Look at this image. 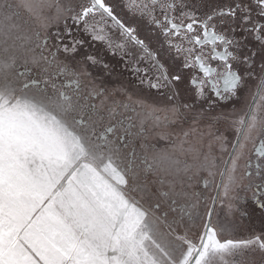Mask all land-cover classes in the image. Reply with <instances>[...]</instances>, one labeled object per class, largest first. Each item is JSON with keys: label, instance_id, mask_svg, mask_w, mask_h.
<instances>
[{"label": "rangeland", "instance_id": "obj_1", "mask_svg": "<svg viewBox=\"0 0 264 264\" xmlns=\"http://www.w3.org/2000/svg\"><path fill=\"white\" fill-rule=\"evenodd\" d=\"M81 4V0H0L4 10L0 75L7 78L6 84L0 81V264H187L194 248L179 254L181 261L177 262L164 241L162 223L155 226L142 206L147 199H135L142 196L139 186L135 188V152L104 151L93 141L98 132L95 126L84 130L76 122L72 126L59 118L65 111L58 102L67 97L57 91L62 86H52L55 79L50 70L58 55L66 60L69 55L75 60L83 56L64 51L57 42V34L71 26L68 18ZM7 38L15 40L7 43ZM85 48L90 55L99 53L97 59L114 69L120 64L119 57L110 56L103 44ZM20 53L24 56L18 58ZM9 66L13 68L7 70ZM18 71L27 74L24 85ZM123 74L116 69L107 73L110 88L96 93L95 104L100 110L124 112L120 118L128 124L122 133L135 135L132 119L135 127L143 129L141 136H134L135 142L140 140V151L151 152V113L145 114L137 103L140 96L147 98L150 93L146 86L141 91L138 81L130 83L133 77L128 72ZM155 99L152 95L149 103ZM76 118L83 121L86 116ZM85 137L91 142L85 144ZM169 154V158L183 157L182 153ZM176 167L168 166L173 186L180 185V168ZM148 178L152 185L159 184L153 174ZM158 187L164 188L163 183ZM239 238L238 234L232 237ZM221 240L207 237L193 264H237L241 249L221 244ZM245 259L252 263L247 254Z\"/></svg>", "mask_w": 264, "mask_h": 264}, {"label": "snow or ice", "instance_id": "obj_2", "mask_svg": "<svg viewBox=\"0 0 264 264\" xmlns=\"http://www.w3.org/2000/svg\"><path fill=\"white\" fill-rule=\"evenodd\" d=\"M68 19L72 26L57 34L64 51L113 72L85 48L103 44L133 77L130 83L146 86L150 95L137 101L145 114L158 127L179 129L177 153L189 159L168 162L194 166L202 192L216 194L208 196L204 237L219 240L235 223L248 222L246 235L220 243L241 249L237 264H249L246 254L260 253L264 261V0H86ZM185 125H203L207 146L200 137L190 144ZM218 201L225 210L220 224L213 222Z\"/></svg>", "mask_w": 264, "mask_h": 264}, {"label": "flooded vegetation", "instance_id": "obj_3", "mask_svg": "<svg viewBox=\"0 0 264 264\" xmlns=\"http://www.w3.org/2000/svg\"><path fill=\"white\" fill-rule=\"evenodd\" d=\"M83 3H86V0H81ZM92 19H95L94 17ZM72 26V25H71ZM69 26V27H71ZM79 34L75 28H73V37ZM42 54V53H41ZM82 54V53H81ZM77 55V54H76ZM53 63V67L50 71H53V80L52 86H62L63 88L57 90L58 92L64 91L62 98L66 95L67 99L58 102V105L62 106L65 112H62V115L59 114V118L64 120L68 125L74 126V123L81 125V128L84 130H89L90 126H95L98 130L97 136L93 138L95 144L99 147L102 146L104 151H117L118 152H141L140 144L137 140L135 142L134 136L137 138L140 134V131L143 130L140 126H133L132 129H135V135L132 137H126L122 132H126L124 129L125 125L128 124L126 121H123L120 116L125 117L124 112L118 113L116 111H111V108H101L100 110L97 107V101L94 100L96 97V93H103L108 91L109 83L106 81V76L109 71H103L101 68H95L85 59L83 56L79 59H74L71 55L67 56V60L65 58L60 57ZM83 60V62H82ZM67 61V62H66ZM99 65V64H97ZM91 66V67H90ZM115 69L118 73L123 74L122 69L123 65L115 64ZM119 68V69H118ZM29 69V68H28ZM32 70V69H31ZM18 77L22 81V85H24V76L27 75L25 72H17ZM123 74L122 78L124 77ZM45 85V84H44ZM54 90V89H53ZM52 90V91H53ZM255 88H253V92ZM56 92V91H54ZM67 94H66V93ZM58 94V93H57ZM56 94V95H57ZM55 95V96H56ZM54 96V97H55ZM59 96V95H58ZM57 96V98H58ZM248 103H252L251 97L247 96ZM61 98V97H60ZM96 103V104H95ZM56 108V107H55ZM57 109V108H56ZM67 109H69L67 111ZM93 110V111H92ZM107 110V114L106 111ZM88 114L86 115V112ZM78 115L82 118L86 116V119L83 121H79L76 117ZM108 115V117H105ZM119 116V118L115 119V117ZM93 116V117H92ZM101 118V119H100ZM133 118V117H132ZM91 119H94L92 121ZM134 120V119H133ZM71 123H70V122ZM84 122V124H83ZM73 123V124H72ZM148 124L150 125V134L154 139L153 144H149V151L154 153V156L157 152H167L165 155L166 162V175H165V243L169 247L171 253H173V258H178L177 262L181 261L179 259V254L182 252L191 251L193 248V253L190 261L194 257L196 251L201 245L204 235L202 233V225L205 223V212L206 206L208 205V196L211 194L215 197V192L209 189L208 192H202L201 187L199 186V176L201 173H198L193 166L191 170L186 169L181 163L180 166H175L177 169L180 168L178 178L180 180V185L173 186L172 177L168 174V166L174 169V166L168 162L169 152H177L176 149V135L173 133H178L179 129H175L172 127L161 128L156 125V122L152 120L151 116L149 117ZM149 130V131H150ZM184 130L190 133L187 140L190 144L195 145L197 142V138H201V147L207 146L206 136L207 133L204 130V126L200 125L197 127H193L189 129L187 125L184 126ZM118 138H117V134ZM162 133L164 135L162 136ZM150 137V136H149ZM86 143H90V139L85 137ZM142 140V138H141ZM143 142V140H142ZM260 141L257 140L256 144L249 145L250 149L254 150V147L259 146ZM94 143H92V146ZM105 148H104V146ZM88 146V145H87ZM114 146V147H113ZM87 149V148H86ZM90 149V148H88ZM102 150V151H103ZM108 153H116V152H108ZM132 154V153H131ZM216 155L222 157V161H227L228 156L222 155L219 148L216 150ZM180 156V161L183 162L186 159H189V156L185 153H182ZM128 162H131L133 157L128 158ZM141 161H144L141 160ZM136 163V160H135ZM148 167L152 169V174L156 176L155 166L150 163ZM224 164L221 163V170H223ZM136 170V166H135ZM217 183H219V177H217ZM152 189L156 190V186ZM155 193L152 192L153 198L155 197ZM158 206V205H157ZM151 214V213H149ZM152 215V214H151ZM153 217V216H152ZM155 226L159 220L154 216L153 217ZM239 221V217L236 218ZM219 221V223H217ZM225 221V210H222L219 206V201L217 202L216 214L213 218V222L216 224L223 223ZM254 227L259 226L258 219L255 220ZM158 231V229H157ZM248 231V222H239L235 223L234 227L229 228L227 231L220 233V239L227 240L236 236L237 234L243 237L247 234ZM207 238H205L206 241ZM205 241L202 245V248L205 244ZM201 248V250H202ZM200 250V252H201ZM199 252V254H200ZM198 254V255H199ZM248 258L252 262L251 264H264V261L261 260V256H253L251 254H247ZM198 257V256H197ZM196 257V258H197ZM254 259V260H253ZM196 260V259H195ZM189 261V262H190ZM189 262L187 264H189ZM194 263V262H193Z\"/></svg>", "mask_w": 264, "mask_h": 264}, {"label": "trees", "instance_id": "obj_4", "mask_svg": "<svg viewBox=\"0 0 264 264\" xmlns=\"http://www.w3.org/2000/svg\"><path fill=\"white\" fill-rule=\"evenodd\" d=\"M11 2V1H9ZM1 6V5H0ZM4 12V10H3ZM3 12H1V7H0V20L2 19L3 16H1L3 14ZM12 12V11H10ZM19 13H17L18 15ZM15 15V17L17 16ZM23 16V14H22ZM24 17V16H23ZM16 19V18H15ZM21 20V19H19ZM24 21V20H22ZM27 23V22H26ZM29 23V22H28ZM2 34V33H0ZM15 35H17V33H15ZM4 37V35H3ZM13 37V36H12ZM1 38V37H0ZM8 42L7 43H11L15 40V38H7ZM1 40H4V38H2ZM27 47V46H26ZM29 48V47H27ZM0 53H2L0 51ZM4 56H7L9 54L8 50L7 52H3ZM24 56V53H20L17 54V57L19 58V56ZM1 57V54H0ZM11 58V56H9ZM20 62V60H15V63ZM2 67V65L0 66V68ZM9 68H13V66H9L7 68V70ZM14 72L16 73L15 69ZM1 74V73H0ZM0 75V81L2 79V81L4 82V84H6L7 82V78H5L4 76ZM13 80V77H11ZM15 84V82H14ZM144 161H141L143 160ZM135 166H136V170H135V188H137L139 186L140 189V193H142L141 197H137L135 196L136 201L140 202V198H142V200H146L147 201L145 203H143V208H145L149 213L152 214V216L156 217L159 220V223H162V232H165V175L167 174L165 171L166 168V162H165V155L162 154V152H157V154L154 156L153 152H135ZM152 163L155 166V172H156V179L158 180L159 184L156 182V190L152 189L153 187H155L154 185L151 184V180L148 178L149 174H152V169H150L148 167V164ZM165 171V172H164ZM164 172V173H163ZM150 182V183H149ZM161 183H163L164 188H159L158 185L160 186ZM158 184V185H157ZM155 197L153 198L152 196V192L155 193ZM158 205V206H157ZM158 229V228H157Z\"/></svg>", "mask_w": 264, "mask_h": 264}, {"label": "water", "instance_id": "obj_5", "mask_svg": "<svg viewBox=\"0 0 264 264\" xmlns=\"http://www.w3.org/2000/svg\"><path fill=\"white\" fill-rule=\"evenodd\" d=\"M204 241H205V237L203 238V241H202L201 245L199 246L198 250L196 251L194 257H193L192 260L189 262V264H193V262L195 261L196 257L198 256V254H199V252H200V250H201V248H202V245H203Z\"/></svg>", "mask_w": 264, "mask_h": 264}]
</instances>
